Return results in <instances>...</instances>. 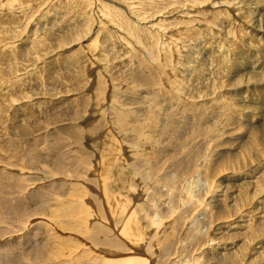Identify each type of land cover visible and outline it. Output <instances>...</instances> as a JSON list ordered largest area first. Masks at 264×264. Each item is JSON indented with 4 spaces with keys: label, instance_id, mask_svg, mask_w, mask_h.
<instances>
[{
    "label": "rangeland",
    "instance_id": "obj_1",
    "mask_svg": "<svg viewBox=\"0 0 264 264\" xmlns=\"http://www.w3.org/2000/svg\"><path fill=\"white\" fill-rule=\"evenodd\" d=\"M71 1H53L39 9L32 7L27 18L28 23H32L27 25L22 35L23 21L17 20L14 24L0 27V30L3 28L2 33L8 31L6 34L19 37L18 48L34 45L31 56H36L37 51L40 55L34 64L35 73L32 72L30 78H22L29 81L23 80L25 92H19L31 95L39 84L42 94L49 93L45 95L49 98L43 96L37 101L31 96L27 102L13 101L7 109V101L0 98V264H103L104 254L130 256L135 247L136 251H142L141 255L148 258L150 264H207V256L200 253V246L205 238L213 235L214 226L236 224L243 211L253 203L241 193L234 200L237 203L234 207L226 205L217 208L208 201L218 189L217 184H227V176L240 172L245 165L242 157L233 160L226 155L219 160L212 145L201 143L196 138L217 136L214 131L218 116H223V106L217 102L212 113L207 111V106H196L190 116L185 112L186 118L183 116V119L173 120L163 116V127L161 111L156 105L158 101L170 97L171 92L169 86L160 83L166 70L164 64L158 63L160 58L154 68L147 60H142L146 70L135 67L136 63L130 60L127 53L120 54L122 47L116 43V35L108 27H103L98 40L101 47L94 52L93 60L88 58L85 61L81 58L82 52L89 51L84 45L88 43L91 32L88 27L80 32L87 22L79 16V11L85 4L84 8H87L89 0L82 4ZM31 13L37 16H31ZM93 22L92 19V25ZM16 23H19L18 29ZM225 26L228 27V24L223 25V30ZM32 37L38 41H33ZM2 66L0 68L4 70L5 65ZM89 70L93 72L91 80ZM128 71L135 74L136 80L154 84L151 94L138 95H146L144 98L149 108L144 113L139 111V118L132 116L123 128L106 118L104 126L102 124L97 132L92 131L93 121L98 119L96 110L115 106L119 99L126 100L127 95L121 94L126 86L119 79ZM172 73L171 70L169 78L176 76ZM87 77L89 80L84 90L78 83L86 81ZM215 84L219 85V82ZM104 85L109 86L105 100H101L97 93L102 92ZM55 90H60V99L50 96V91L53 94L57 92ZM216 91L219 94L220 87ZM12 95L15 98L16 95ZM96 100L100 102L99 106L94 103ZM24 103L25 109L32 114L27 121L23 120L22 111H19ZM85 113L92 119L78 123ZM155 115L159 118L156 119ZM66 120L67 123L64 122ZM257 153L258 160H264V148ZM107 157L110 160L106 162ZM225 194L227 201L231 190H226ZM243 201L247 202L246 207ZM127 203L130 206H126ZM131 206L136 207L146 234L140 240L134 239L135 232L133 236H127L122 231L123 220L126 219L124 215ZM236 210L241 211L232 216ZM254 224L252 221V226ZM256 226L242 239L240 233L235 232V227L225 234L227 246L236 244V254L222 259L214 257L212 263H264V252L259 255L252 252L256 241L264 244V228L260 223ZM258 231L263 232L259 234ZM103 250L107 252L103 253Z\"/></svg>",
    "mask_w": 264,
    "mask_h": 264
},
{
    "label": "bare ground",
    "instance_id": "obj_2",
    "mask_svg": "<svg viewBox=\"0 0 264 264\" xmlns=\"http://www.w3.org/2000/svg\"><path fill=\"white\" fill-rule=\"evenodd\" d=\"M53 1L56 2L58 0H0V27L6 26L8 23L14 24L17 20L23 21L25 27L21 29L22 33L20 31L22 35L23 31L28 27L27 25L32 23L31 21L28 23L29 19H27L30 17L29 12L32 7L35 6L38 8ZM83 1L87 0H76V2H81L79 4H82ZM71 2H73V0ZM78 6L77 4V7ZM77 7L75 8L77 9ZM81 7L80 9L82 11H79L81 12L79 16L86 19L87 25L84 23L85 25L83 24L84 27L80 29V32L83 33L86 27H88L91 32L90 38L87 37L89 38L88 43L84 45L89 51L87 53H85L86 50L82 52V56L84 57H81L82 59L85 61H87L86 59L88 58L94 59V52L101 47L98 46V40L100 34H102L101 29L103 27H108V30L116 35V43L120 44L122 47L121 53H119H127L130 60L136 63L135 67H142L146 70L142 65V60H147L154 68L159 58L158 63L165 65L166 70L160 83H163L167 87L169 86L168 88L171 94H169L170 97L158 101L156 105L161 111L160 122L162 126L164 125V121L162 120L163 116H165V118H172L173 120L178 118L183 119V116L186 118V113H189L190 116V113H192V110H194L196 106H207V111H210V113L213 112L214 104H217V102L220 103V106H223L221 108L223 116L215 114V117L217 118L218 116L217 119L219 120L217 128L214 131L217 136L214 137L210 135L206 138L198 136L199 138H196L201 143L212 145L216 149V155H218L217 157L219 160H222L221 157H225L226 155L229 159L232 157L233 160L242 157L243 160H245V165L240 172L238 171L236 174L232 173L227 176V184L216 183L218 189H216L215 193L211 195L208 201L217 208H224L226 205H228V207H234L237 205L234 200H237L241 193L242 196H246L253 200V203H251L250 208L247 207L244 211L242 210L244 213L240 216V220H238L236 224L214 226L212 229L213 235L208 239L205 238L203 245L200 246V253L207 256V264H213L214 257L222 259L224 257H231L234 253L236 254V244L231 243L230 246H227L224 237L225 234L230 233L229 231L235 227L237 228L235 232H239L241 235L240 239H242L244 237L243 235L253 230L252 227L256 226L257 223H260L264 228V160H258L257 158L258 150L264 148V0H89L87 8H84L86 4ZM32 14L33 16L35 15V13H31V16ZM91 18L94 20L93 25L91 23ZM16 24L18 29L19 23ZM224 24H228V27L225 26L226 28L223 30ZM9 27L8 29L11 30ZM11 27L14 28L12 25ZM2 29L3 28H1V30ZM1 30L0 67L2 65H5V67L4 70H2L3 66L0 68V98H5V101H7L5 108L7 109L12 105L11 103H13V101H17L18 103L27 102L26 100H28L27 98L29 96H31L34 101H37L39 98H44L45 95H49V93L42 94L41 90H39L41 88L38 87L39 81L37 83L36 80L35 82L38 86L35 88L36 90L34 89L35 91L33 90L34 92L30 90L31 95L28 92L25 93V95L19 92H25L24 81H26V79L22 78L29 77L32 72L35 73L34 70L36 68L34 64H36L35 61L39 59L40 55L39 53L37 54V51L36 56H31L32 50L35 47L34 45H31V47L23 45L18 48L17 45H20V41L19 43L17 42L19 37L15 38L14 35L10 36L6 34L8 32L7 29V32H4L6 34L4 36ZM17 31L18 30H16V32ZM12 32L11 34H14ZM19 35L17 32V36ZM32 39L34 41L35 37H32ZM33 41H30V43H33ZM35 41L37 42L38 39H35ZM84 55L87 57L85 58ZM124 58L125 57H123V59ZM171 70L174 74L176 73V76L172 73L174 77L171 76L172 78H169ZM89 71L91 72H89L88 75L90 78L93 72L91 70ZM78 73H80V71H78ZM88 77L86 81L78 83L82 85L84 90L86 89L84 85L88 83L89 80ZM134 77L135 74H131V71H128L124 77L122 76L119 79L120 83L126 86V90H122L123 92L121 93L123 96L125 94L127 95L126 100L119 99L115 106L110 105L107 108L96 110L95 112L97 113L96 116H98V119L93 121L92 131L94 130L97 132L102 124L104 126L106 118L111 119L116 126L123 128L122 126L127 125L133 117L136 119L140 114L139 111L144 113V111L149 108L147 99L144 98L146 95H138L141 93L151 94L155 89V87L153 88L154 84L136 80L137 78ZM75 80L78 81L77 78ZM216 82H219V85H216ZM62 86L63 85H61V87ZM87 86H89V84ZM108 86L104 85L100 94L97 93V88L94 87V92L97 93V96H101V100H103V98L105 100L106 88ZM119 86L122 87L121 85ZM3 87L6 89L3 90ZM61 87H57L56 89ZM217 87H220L219 94H216ZM55 91L57 92L53 94H51L50 91V96L52 95L53 98L60 99V90ZM13 93L16 95L15 98L14 95H12ZM16 93H18L19 96H17L18 94ZM136 93L137 95H135ZM45 98H49V96ZM32 99H29V101ZM166 99L170 100L167 101ZM94 103L98 106L100 105L98 100ZM25 108L27 107L24 103L19 111H22L23 120L27 121L32 118V114ZM139 116L137 118H139ZM155 116L156 119L159 118L157 115ZM89 118L92 119V116L86 115L85 113L80 116L78 123L85 122ZM60 122L63 123V121ZM64 122L67 123L68 121L66 120ZM203 125L206 124L203 123ZM35 134H37L36 131ZM84 138L86 137L84 136ZM109 157H111L110 154ZM109 157H107L106 162L110 160ZM111 158L115 159L113 156ZM250 159L251 161L248 162ZM101 173L104 174L103 171ZM105 187H107V185ZM228 189L231 190V194L227 196L226 201L224 195H226L225 191ZM124 199L127 201L128 198L126 197ZM112 201L114 202V199ZM123 202H125V200ZM246 204L247 202L244 203L245 207ZM128 205L130 206L129 203H127L126 206ZM115 206L117 210V204ZM123 210L126 211L127 209ZM136 210V207L132 206L128 209L126 215H124L126 219L123 220L124 226L122 231L127 236H133L135 232L134 239L140 240L142 239L141 237H145L146 234L145 231L143 232L144 229L141 227ZM66 211L67 210H65V212ZM240 211L241 210H236L231 215L237 216ZM83 212L81 213L82 215ZM84 214L87 215V213ZM252 221L255 222L253 226ZM256 228L257 226L254 228V232H256ZM262 232L263 231H258L259 234ZM78 247L79 246L76 248ZM135 249L133 248L131 250L133 254L130 256L117 257L112 256V253H107L110 255V257L107 258L106 256L108 255L104 256V254L102 256L104 259L103 264L151 263L148 258L141 255L142 251L139 250L138 252ZM106 252L107 251L103 250V253ZM252 252L256 255L262 254L264 252V244L260 241H256ZM77 259H79V257ZM103 259L100 260L102 261ZM192 264L196 263L193 262ZM261 264L264 263L261 262Z\"/></svg>",
    "mask_w": 264,
    "mask_h": 264
}]
</instances>
